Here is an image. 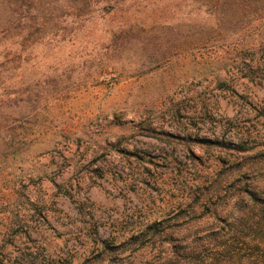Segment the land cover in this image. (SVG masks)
Returning <instances> with one entry per match:
<instances>
[{
  "label": "rangeland",
  "instance_id": "374dc122",
  "mask_svg": "<svg viewBox=\"0 0 264 264\" xmlns=\"http://www.w3.org/2000/svg\"><path fill=\"white\" fill-rule=\"evenodd\" d=\"M179 2L91 3L89 19L0 47L17 140L0 149V264H80L207 192L264 191V3ZM122 18L130 35L112 44ZM261 238L210 264H264Z\"/></svg>",
  "mask_w": 264,
  "mask_h": 264
},
{
  "label": "trees",
  "instance_id": "16d2710c",
  "mask_svg": "<svg viewBox=\"0 0 264 264\" xmlns=\"http://www.w3.org/2000/svg\"><path fill=\"white\" fill-rule=\"evenodd\" d=\"M179 1L180 8L197 4L206 9L229 7L233 10H244L264 3V0ZM91 3L99 4L106 11H117L124 0H0V47L4 46L6 54H15L25 40L46 32L50 26L61 22L62 16L63 19L68 14L73 16V20L79 17L89 19L92 17L89 9ZM130 24V21L125 22V18H122L118 25L126 27L111 32L110 42L116 44L119 38H127ZM5 44L8 48H5ZM0 104L1 149L17 140L9 133L10 122L7 124L6 119L1 122V118L7 116L5 109L15 106H8L6 102ZM16 110L18 107L10 112L15 115ZM18 140L23 142L24 137ZM247 170L251 172H246V177L252 180V166L247 165ZM229 188H232L231 191ZM214 192L215 195L207 192L195 205H186L182 209L183 215L176 216L180 221L170 223L175 217L154 220L118 241L101 242L97 255H90L80 264L229 263L245 252L249 245L255 244L257 248L264 236V191L246 182L243 187L228 186L223 191L227 195L224 197L219 191Z\"/></svg>",
  "mask_w": 264,
  "mask_h": 264
}]
</instances>
